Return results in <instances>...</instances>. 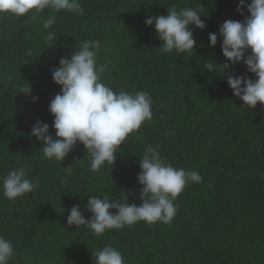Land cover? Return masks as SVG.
<instances>
[{"label":"trees","instance_id":"obj_1","mask_svg":"<svg viewBox=\"0 0 264 264\" xmlns=\"http://www.w3.org/2000/svg\"><path fill=\"white\" fill-rule=\"evenodd\" d=\"M79 2L83 14L45 9L34 18L0 15V178L25 166L36 184L13 201L0 185V236L14 248L9 264H94L92 251L106 245L121 252L124 264H264V106H244L223 72L207 67L226 62L219 28L226 20L243 22L247 8L242 16L239 0ZM173 6L202 15L206 29L191 26L194 52L161 53L154 26L145 24ZM50 17L55 23L45 29ZM49 32L55 41L47 39ZM209 33L218 36L215 48ZM97 40V64L107 65L102 82L114 91L150 94L152 120L120 146L113 166L93 172L79 142L61 163L44 157L31 131L46 123L56 139L49 105L61 88L52 70L82 42ZM228 72L256 79L242 62ZM148 147L158 148L173 167L202 177L176 198L171 223L141 221L99 237L86 226L67 224L76 205L86 220L92 216L89 197H126L139 206L137 177Z\"/></svg>","mask_w":264,"mask_h":264},{"label":"clouds","instance_id":"obj_2","mask_svg":"<svg viewBox=\"0 0 264 264\" xmlns=\"http://www.w3.org/2000/svg\"><path fill=\"white\" fill-rule=\"evenodd\" d=\"M245 7L250 15L243 22L226 20L219 28L226 62L212 61L207 67L221 70L233 95L243 101L244 106L255 109L257 104L264 106V0H250L247 4L246 0H239L237 11L242 16ZM45 9L83 14L79 0H0V15L20 18L31 13L34 18ZM167 11V16H150L145 20L146 26H154L157 38L162 41L160 52L170 54L175 51L178 55L194 52L197 41L191 26L205 30L202 15L190 7L177 10L173 6ZM54 23L55 17H50L43 22V27L48 29ZM47 39L55 41V33L49 32ZM208 39L209 46L215 48L217 34L209 33ZM99 45L98 40L82 42L78 51L70 58H61L60 66L52 70L53 81L61 88L49 105L56 139L49 134L46 123L37 122L31 131V137L42 145L44 157L61 163L79 142L91 156L90 169L93 172L106 164L113 166L120 146L126 145L131 134L152 120L150 94L114 91L102 82L107 65L97 64ZM241 62L255 75V80L229 74L228 70ZM21 93H30V88ZM139 166L141 171L137 179L142 186L139 206L129 204L126 197L110 201L107 197L93 196L88 198L86 205L92 216L86 220L80 206L76 205L67 216V224L77 228L86 226L97 237L141 221L169 224L178 210L174 201L185 186L189 182H202L198 172H186L169 164L156 147L146 149ZM0 185L4 198L10 201L26 196L36 188L25 166L10 170L0 178ZM13 255L12 242L0 236V264H9ZM92 258L94 264H124L121 252L110 245L92 251Z\"/></svg>","mask_w":264,"mask_h":264}]
</instances>
